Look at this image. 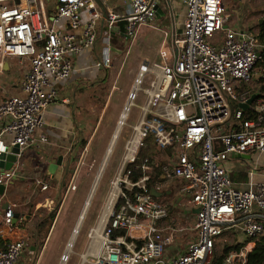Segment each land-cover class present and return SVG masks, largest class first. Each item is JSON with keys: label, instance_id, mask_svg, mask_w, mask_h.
I'll return each mask as SVG.
<instances>
[{"label": "built area", "instance_id": "obj_1", "mask_svg": "<svg viewBox=\"0 0 264 264\" xmlns=\"http://www.w3.org/2000/svg\"><path fill=\"white\" fill-rule=\"evenodd\" d=\"M121 1L122 13L106 12L109 27L123 18L125 34L132 37L139 25L152 24L155 0ZM93 4L94 0H0V76L8 59L27 61L19 93L0 102V153L8 148L5 136L18 146V156L36 143L44 113L57 98L54 84L73 71L71 55L96 43L100 16L94 13L86 22L81 20V11ZM183 4V29L173 40L174 63L139 66L121 117L125 113L126 118L133 107L141 114L124 142L117 174L96 225L88 231V247L79 264H211L216 241L231 232L243 240L221 264H245L264 234V179L253 180L261 164L257 160L264 155V93L247 106L251 116L246 118L241 104L253 94L240 89L254 79L262 46L256 32L230 25L223 0H183ZM63 20L67 26L58 27ZM106 51L97 66L110 67L109 47ZM160 54L169 56L166 50ZM138 95L143 104L136 103ZM232 102L240 106L232 110ZM125 118L117 122L123 119L119 133ZM148 139L169 165L148 157L136 164ZM38 141L47 138L40 136ZM253 155L256 162L245 168L247 187H235L226 162ZM137 170L140 174L134 178ZM14 175L13 170L1 174L0 184L7 186ZM174 180L184 181L179 193L197 211L194 237L183 253L168 256L165 250L188 229L176 226V217L151 191L169 194ZM69 188L74 190L75 184ZM13 219V208L8 206L3 222L10 226ZM24 244L19 239L0 247V264H16ZM68 259L64 253L60 264Z\"/></svg>", "mask_w": 264, "mask_h": 264}, {"label": "crops", "instance_id": "obj_2", "mask_svg": "<svg viewBox=\"0 0 264 264\" xmlns=\"http://www.w3.org/2000/svg\"><path fill=\"white\" fill-rule=\"evenodd\" d=\"M108 1L94 0L93 8L81 11L83 23L94 13L100 16L96 27V43L91 48L71 55L73 71L70 77L54 84L57 98L48 105L44 113V124L34 136L37 141L21 152L19 162L12 167L15 175L7 185L5 194L0 196V247H6L8 243L14 240L22 239L25 242L16 264H60L61 256L67 253L66 250L71 239L73 243L71 244L72 252L79 258L78 261H74L79 264L80 256L85 253L88 247V231L97 222L96 220L94 226H88L85 237L78 242L84 221L88 215L93 220L98 219L107 197L105 200L96 199L100 178L99 182L97 180L90 204H88L91 208L87 211L89 208L87 206L83 219L72 238L79 216L76 218V214L68 220L69 214L66 215L62 207V185L66 173L69 168L76 167L77 169L83 157L89 153L91 139L100 120L114 117L113 112L116 111L117 105L111 106L110 99L117 90L122 94V102L117 109L116 118H121L128 95L133 89L139 66L144 62L174 63L173 40L181 32L185 18L183 0H155L156 17L154 21L152 24L139 25L128 42L123 36L125 34V20L120 18L109 27L104 17V12H107L108 9L122 13L124 10L122 1L111 5L108 4ZM47 8L48 13H51V1ZM261 10L263 16L256 21L254 27L246 24L239 25L238 23H230V25L234 28L249 29L256 32L257 24L261 23L264 18V4ZM260 20L262 21L259 22ZM57 26L66 27L67 23L63 20ZM107 47L110 49L111 65L107 68L99 67L96 63L107 54ZM123 49H126L124 53ZM161 50L168 52V58H162ZM26 71V60L10 58L5 62L4 71L0 76V102L9 95L19 93L20 83ZM125 76L129 80L127 89L119 86ZM257 76L254 72V79ZM40 136H45L47 141L39 142ZM11 139V136L4 138L8 147L12 146ZM82 139H87V142L81 148ZM59 157H62V162L58 165L56 160ZM249 159L252 160L249 157H233L226 162L235 187L242 189L247 187L248 176L245 168L252 167V164L242 168L239 165H244ZM52 165H55V169ZM74 175L75 173L72 176ZM255 176L257 180L264 179L263 163L259 165L258 173ZM56 177L57 180L54 182ZM81 177L82 175L79 178L76 177L74 182L75 178L71 177L70 179L67 176L68 181L70 179L71 183L75 184L73 191H76L82 184L83 177ZM93 182L88 187L83 203L89 195ZM42 186L47 188L42 189ZM7 203L14 211V219L10 226L3 222L4 211L6 210L4 204ZM16 213L19 214L17 218H15ZM172 215L174 214L172 213ZM55 231L57 232L53 239L52 250L44 262L47 246ZM55 253H59L58 261H55ZM181 253H183V249Z\"/></svg>", "mask_w": 264, "mask_h": 264}, {"label": "rangeland", "instance_id": "obj_3", "mask_svg": "<svg viewBox=\"0 0 264 264\" xmlns=\"http://www.w3.org/2000/svg\"><path fill=\"white\" fill-rule=\"evenodd\" d=\"M224 1V6L227 10V12L230 14V20L229 23H238L240 24H246L249 26L254 27L256 21L263 16L262 13V5L264 4L263 0H223ZM121 0H109L108 4H113V3H119ZM185 7V6H184ZM122 8V7H121ZM123 10V8H122ZM186 12V10H185ZM238 13V15H237ZM147 28V27H146ZM183 29V26H181V30ZM224 33H221L220 38H222ZM126 50V49H125ZM123 49V53L125 52ZM258 76L263 75L264 72L262 71L261 66H256L253 70ZM257 76V77H258ZM253 81V80H252ZM250 82L246 85L250 89L255 87L257 84L254 82ZM129 80L126 78V76L122 79L121 83L119 86L121 88L127 89L128 87ZM242 89V86H241ZM122 94L120 91H116V93L111 97L110 103L111 106L113 104L117 105L116 111H114V117L113 118H102L99 122V125L97 129L94 132V135L91 139V143L89 146V153L83 157V160L79 166L74 167L70 172H69V178L73 177L72 175L75 173V180L76 177H80L82 175V184L79 185L78 189L76 191H73L72 189L69 188V185L71 183L70 179L68 181V186L63 187V193L61 194V197L63 200L62 207L63 210H65L66 215L69 214L68 220H70L72 217H74L77 214V217L80 216L81 210L84 207V199L86 198L87 191L89 185L92 183V181L95 180V177L97 175L98 169L102 165V161L106 156L107 149L110 145V142L112 140V136L116 130L117 127V121L119 118H116L118 115V108L120 107V104L122 102ZM137 104H143L144 101L141 98L140 95H138L136 99ZM238 104V102H237ZM141 114V111L137 107L130 108V110L127 113V116L125 118V126L121 129L120 133L117 136V139L113 142L114 145H112V151L108 155L106 159V163L104 165L103 173L101 175V180L98 184V191H97V196L96 199L100 200H105L107 197V194L110 190V181L115 177L117 174V170L119 168L122 156H123V145L126 139L130 138L132 135V129L131 126H134L139 119V116ZM120 115V114H119ZM119 117V116H118ZM97 121V120H96ZM99 121V118H98ZM96 125V123H95ZM213 135L217 134V131L213 130L212 131ZM163 153L161 151L156 155V157L162 161H164L165 164L169 165V161L167 160L166 157H163ZM254 157V155H253ZM245 162V161H244ZM250 162V163H249ZM256 162L255 157L252 158V160L248 161L247 163L245 162L244 165L247 167L250 164H254ZM259 163L264 164V155H261L259 160ZM84 163V164H83ZM76 171V172H75ZM79 175V176H78ZM83 175H86L88 177H84ZM256 177V176H255ZM255 177H253L254 181H259ZM57 177L55 178L54 182H56ZM94 183V182H93ZM184 181L182 180H174L171 183L172 191L167 194L163 193L161 196L156 198V201L161 203L162 205L169 207H172V213L176 217V226L179 227H184L187 230L186 233H181L179 235L178 240L175 242V244L172 245V247L168 248V250H165L166 255H177L180 254L182 249L185 248V245L188 244L191 238L194 237L195 232L193 231V228L195 226V213L196 209L193 208L189 203H188V198L184 196L183 194L179 193V188L183 185ZM72 190L71 192H69ZM86 201V200H85ZM91 201V199H90ZM90 204V202H89ZM88 210L91 208L88 205ZM171 210V209H170ZM99 214V212H98ZM97 214V215H98ZM90 215L87 216L86 220L84 221L83 228L81 229V232L79 234V239L78 242L85 237L86 230L89 225L94 226L96 222V218L93 220ZM97 217V216H96ZM79 220V218H78ZM74 221V220H73ZM57 230V228H56ZM55 231L53 233V236L51 238V241L49 245L47 246L46 249V258L44 262L47 260L48 255L50 254L53 246V239L56 236ZM71 237V236H70ZM76 237V236H75ZM243 240V236L239 233L231 232L224 234L221 238H219L218 241H216V247L218 250H222L224 245H235L237 242H241ZM73 244V243H72ZM72 247V246H71ZM67 247V253H69L70 257L67 261L66 264H78L75 263L74 260H79L78 256L72 252V248ZM185 250V249H184ZM183 250V251H184ZM58 255L59 253L54 254L55 261H58ZM76 256V259H75Z\"/></svg>", "mask_w": 264, "mask_h": 264}, {"label": "trees", "instance_id": "obj_4", "mask_svg": "<svg viewBox=\"0 0 264 264\" xmlns=\"http://www.w3.org/2000/svg\"><path fill=\"white\" fill-rule=\"evenodd\" d=\"M257 38L259 41V44L262 46L261 48V57L260 59L256 62L255 67L256 66H261L262 71L264 72V18L263 21L261 23L257 24ZM254 67V68H255ZM254 84L256 83L257 85L253 88H249L247 87L248 85L246 84H242V89L240 86L241 90H248L250 91V95L258 93V96H262L264 93V76L263 75H259L256 79L253 80ZM240 104L237 102H232L231 103V109L234 110L237 107H239ZM244 116L247 118L249 116H251L250 112H249V107L244 108ZM87 142V139H82L81 140V148L85 146ZM147 145L142 148L139 152V159L136 162V164H140L142 162V159L144 157H148L149 160H155L157 157L156 155L160 152L159 150H157L155 148V145L153 143H151V140L148 139L147 141ZM163 153V152H161ZM164 154V153H163ZM157 164H164V161L159 160L157 162ZM70 169H68L67 173H66V178L63 181V187L67 186V181L69 178V172ZM140 174V171L137 170L136 171V175H134L133 177L136 178L137 175ZM68 176V178H67ZM172 210V207H169V210ZM170 210V211H171ZM241 245V243L235 244V245H224L222 250H218L216 245L214 248V254L211 260V264H221L223 259L225 258V256L227 255V253L232 250V249H236L239 248V246ZM245 264H264V234L262 236H260L256 241H255V245L253 250L247 255V259H246V263Z\"/></svg>", "mask_w": 264, "mask_h": 264}, {"label": "water", "instance_id": "obj_5", "mask_svg": "<svg viewBox=\"0 0 264 264\" xmlns=\"http://www.w3.org/2000/svg\"><path fill=\"white\" fill-rule=\"evenodd\" d=\"M104 17L106 18V12H104ZM261 21L262 20H260L259 22ZM123 36L126 38V41L128 42L130 37H128L126 34H123ZM175 58H176V52H175ZM256 96H257L256 94H253L244 104H241V106L243 108H246L254 101ZM18 154H19V148L16 144L8 147L6 153H0V175L12 171L13 165L19 162L20 156H18ZM61 162H62V157L57 158L56 163L59 165L61 164ZM52 167L53 169H55V165H52ZM6 190H7V186L5 184H0V196L4 195ZM151 193L154 197L160 196V193L156 192L155 190H152ZM7 207H8V203L4 204V209H7ZM18 216L19 214L16 213L15 218H17Z\"/></svg>", "mask_w": 264, "mask_h": 264}, {"label": "bare ground", "instance_id": "obj_6", "mask_svg": "<svg viewBox=\"0 0 264 264\" xmlns=\"http://www.w3.org/2000/svg\"><path fill=\"white\" fill-rule=\"evenodd\" d=\"M121 118H125V113H124L123 117H121ZM122 123H123V119L121 120V123H120L119 125H117L116 130H115V132H114V134H113V136H112V140H111L110 145H109V147H108V149H107L106 156H105V158H104L103 161H102V162H103L102 165H101L100 168L98 169V172H97V175H96V177H95L94 183H93V185H92V187H91V190H90V192H89V195H88V197H87V199H86V201H85V203H84L83 210H82V212H81V214H80V216H79L78 223H77V225L75 226L74 231H73V233H72V238H73V236L75 235V233H76V231H77L78 225L80 224L81 220L83 219V216H84V214H85L86 208H87V206H88V204H89V202H90V199H91V197H92V194L94 193V190H95V187H96V184H97V180H98V182H99V180H100V178H101L102 171H103V169H104V165H105V163H106L105 161H106L108 155H109V154L111 153V151H112V147H113L112 145H114L113 142L115 141V139H117V136H118V134H119V130H120V126L122 125ZM97 232H98V231H97ZM71 244H72V239H71L70 243L68 244V248L71 247ZM66 255H67V253H66Z\"/></svg>", "mask_w": 264, "mask_h": 264}]
</instances>
